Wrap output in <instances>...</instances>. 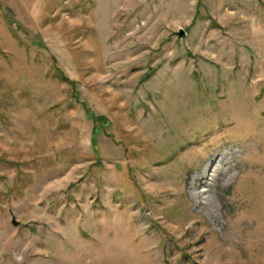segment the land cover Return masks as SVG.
Segmentation results:
<instances>
[{
  "label": "rangeland",
  "instance_id": "rangeland-1",
  "mask_svg": "<svg viewBox=\"0 0 264 264\" xmlns=\"http://www.w3.org/2000/svg\"><path fill=\"white\" fill-rule=\"evenodd\" d=\"M34 4L0 0V264H264V0Z\"/></svg>",
  "mask_w": 264,
  "mask_h": 264
},
{
  "label": "trees",
  "instance_id": "trees-1",
  "mask_svg": "<svg viewBox=\"0 0 264 264\" xmlns=\"http://www.w3.org/2000/svg\"><path fill=\"white\" fill-rule=\"evenodd\" d=\"M61 78L63 81L67 82L68 84L71 83L65 76H63ZM87 114L91 117L92 122H93L91 132H96V130L99 129V126L102 125L101 122H103V119L100 116H93L92 114H90L89 111ZM99 122H100V125H99Z\"/></svg>",
  "mask_w": 264,
  "mask_h": 264
},
{
  "label": "crops",
  "instance_id": "crops-1",
  "mask_svg": "<svg viewBox=\"0 0 264 264\" xmlns=\"http://www.w3.org/2000/svg\"><path fill=\"white\" fill-rule=\"evenodd\" d=\"M11 1H21V2H29V3H32V6H31V8H30V6L29 5H26L27 7H29L31 10H30V12H33L32 11V8L34 7V3H36V2H44V1H48V0H11ZM34 9H35V11L36 12H38V9H36L35 7H34Z\"/></svg>",
  "mask_w": 264,
  "mask_h": 264
},
{
  "label": "water",
  "instance_id": "water-1",
  "mask_svg": "<svg viewBox=\"0 0 264 264\" xmlns=\"http://www.w3.org/2000/svg\"><path fill=\"white\" fill-rule=\"evenodd\" d=\"M176 35L177 37H182L184 35V31L179 29L177 32H176Z\"/></svg>",
  "mask_w": 264,
  "mask_h": 264
},
{
  "label": "bare ground",
  "instance_id": "bare-ground-1",
  "mask_svg": "<svg viewBox=\"0 0 264 264\" xmlns=\"http://www.w3.org/2000/svg\"><path fill=\"white\" fill-rule=\"evenodd\" d=\"M218 179H219V176H218Z\"/></svg>",
  "mask_w": 264,
  "mask_h": 264
}]
</instances>
